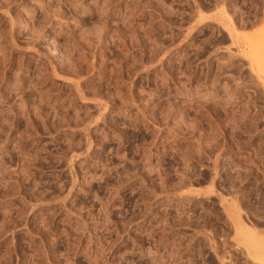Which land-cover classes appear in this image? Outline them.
Masks as SVG:
<instances>
[{"label":"rangeland","instance_id":"rangeland-1","mask_svg":"<svg viewBox=\"0 0 264 264\" xmlns=\"http://www.w3.org/2000/svg\"><path fill=\"white\" fill-rule=\"evenodd\" d=\"M232 1L0 0V264H264V0Z\"/></svg>","mask_w":264,"mask_h":264},{"label":"bare ground","instance_id":"bare-ground-1","mask_svg":"<svg viewBox=\"0 0 264 264\" xmlns=\"http://www.w3.org/2000/svg\"><path fill=\"white\" fill-rule=\"evenodd\" d=\"M256 3H258L257 1H256ZM232 4H237V0H233L232 1ZM259 17H257V19H258Z\"/></svg>","mask_w":264,"mask_h":264}]
</instances>
